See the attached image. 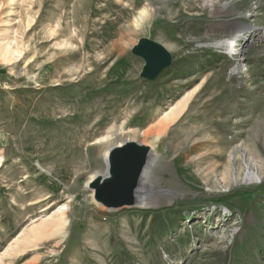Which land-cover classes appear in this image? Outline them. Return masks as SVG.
<instances>
[{"label":"rangeland","instance_id":"1","mask_svg":"<svg viewBox=\"0 0 264 264\" xmlns=\"http://www.w3.org/2000/svg\"><path fill=\"white\" fill-rule=\"evenodd\" d=\"M14 2L0 0V45L21 52L0 61V264H264V0H147L143 19L145 0ZM143 37L172 56L152 81ZM126 138L159 154L153 204L107 210L85 184ZM245 163L260 181L234 182ZM60 214L61 234L10 255Z\"/></svg>","mask_w":264,"mask_h":264},{"label":"water","instance_id":"2","mask_svg":"<svg viewBox=\"0 0 264 264\" xmlns=\"http://www.w3.org/2000/svg\"><path fill=\"white\" fill-rule=\"evenodd\" d=\"M132 53L143 60L140 76L148 81L156 79L172 64L169 51L149 38H140ZM153 151L150 145L136 140L111 147L105 159L106 173L94 176L87 185L93 201L107 210L138 207L142 177Z\"/></svg>","mask_w":264,"mask_h":264},{"label":"bare ground","instance_id":"3","mask_svg":"<svg viewBox=\"0 0 264 264\" xmlns=\"http://www.w3.org/2000/svg\"><path fill=\"white\" fill-rule=\"evenodd\" d=\"M219 2V0H205V4L207 6H209L212 9V12H214L215 9V3ZM10 3L13 5L15 2L14 0H10ZM9 3V4H10ZM218 4V3H217ZM223 5V4H222ZM227 6L226 4H224L222 6V9H226ZM1 13V11H0ZM143 12L140 11V18H144L145 15ZM7 15H11L10 10L8 11ZM1 18V15H0ZM238 35H235V37L231 40H223V41H217L215 42L216 46L219 47H223L226 50H232L233 46L235 45L236 39H237ZM5 39V38H4ZM10 43L8 40H6L2 45H0V61L1 62H5L8 65H12L16 59L17 56H20L19 54L21 53L19 50V52L17 51V49L15 50V48H11L10 47ZM247 44V43H246ZM246 48H241L240 50V54L242 52L245 51ZM237 51V49H236ZM190 100V94H185L183 95L171 108L170 110L164 114V117L162 118V120L158 123V125L156 127H154L152 130H149L146 132V134H161L163 130H165V127H167L169 125L170 122H173L178 116H180L184 110L187 107V104ZM158 137V136H157ZM127 140H135L133 138H126L114 145H111L110 147H108L104 153V159H106L108 150L116 145H120L123 142L127 141ZM145 144V143H142ZM158 160H159V154L154 150L153 151V155L151 158L150 163L148 164L143 177H142V182H141V192L139 195V206L138 207H145V205H152L153 204V199L151 198V196H148L147 193V188L148 185L151 181L152 175H153V170L155 169L156 165L158 164ZM107 170V165L105 163V170L103 171V173H95L94 175H92L90 177V180L98 175V174H102L104 175L106 173ZM228 170V169H227ZM229 173V171H227ZM234 182L235 183H245V184H252V183H256L258 181L261 180V174L258 173V171L256 170V168L254 166H252L251 164L245 163L242 171L238 174H234ZM89 180V181H90ZM88 181V183H89ZM88 183L85 184L86 188ZM41 201V200H40ZM37 201V202H40ZM36 202V203H37ZM66 225V220L64 218V214H60L58 216L55 217H50L46 220H42L37 224L32 225L31 227H29L26 231L23 232V234L17 238L12 245H10L9 247V253L10 255H14L15 257L17 256V254L19 253H23L28 249L37 247V245L42 241V240H46V239H50L52 237H55L56 235H59L63 232L64 228Z\"/></svg>","mask_w":264,"mask_h":264},{"label":"clouds","instance_id":"4","mask_svg":"<svg viewBox=\"0 0 264 264\" xmlns=\"http://www.w3.org/2000/svg\"><path fill=\"white\" fill-rule=\"evenodd\" d=\"M141 12L144 13L145 18H149L150 13H151V9L148 6L147 0H145V5L144 7L141 9Z\"/></svg>","mask_w":264,"mask_h":264},{"label":"snow or ice","instance_id":"5","mask_svg":"<svg viewBox=\"0 0 264 264\" xmlns=\"http://www.w3.org/2000/svg\"><path fill=\"white\" fill-rule=\"evenodd\" d=\"M142 15H143V13H142Z\"/></svg>","mask_w":264,"mask_h":264}]
</instances>
